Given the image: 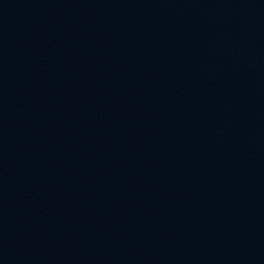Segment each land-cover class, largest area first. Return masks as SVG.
Here are the masks:
<instances>
[{"label": "water", "instance_id": "water-1", "mask_svg": "<svg viewBox=\"0 0 264 264\" xmlns=\"http://www.w3.org/2000/svg\"><path fill=\"white\" fill-rule=\"evenodd\" d=\"M0 264H264V0H0Z\"/></svg>", "mask_w": 264, "mask_h": 264}]
</instances>
